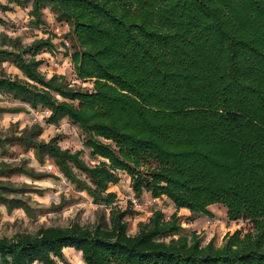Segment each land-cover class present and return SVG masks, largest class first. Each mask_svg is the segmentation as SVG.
Listing matches in <instances>:
<instances>
[{
  "label": "trees",
  "instance_id": "1",
  "mask_svg": "<svg viewBox=\"0 0 264 264\" xmlns=\"http://www.w3.org/2000/svg\"><path fill=\"white\" fill-rule=\"evenodd\" d=\"M28 6L34 27L45 25L46 8L69 26L75 47L68 57L92 91L40 71L37 56L49 39L24 46L0 34V97L47 110L50 125L66 118L98 161L87 165L58 137L40 141L38 124L0 128V156L13 147L31 151L106 207L117 199L109 187L124 173L136 198L165 197L175 211L168 219L153 212L135 235L127 233L126 218L138 215L130 204L110 207L93 227L0 238V264H59L68 248L84 264H264V0H0L1 13ZM25 111L0 107V115ZM14 175H51L0 163V205L31 215L22 197L44 191L1 181ZM211 205L223 206L229 222L248 220L250 230L227 233L219 247L184 235L179 210L213 218Z\"/></svg>",
  "mask_w": 264,
  "mask_h": 264
},
{
  "label": "rangeland",
  "instance_id": "2",
  "mask_svg": "<svg viewBox=\"0 0 264 264\" xmlns=\"http://www.w3.org/2000/svg\"><path fill=\"white\" fill-rule=\"evenodd\" d=\"M30 7L25 9L15 8L13 12L1 13L5 25H0V34L8 37L19 38L24 46L31 45L40 39H49L51 46L44 49L37 57L43 61L40 71L50 78L53 75H61L65 78L67 84L80 91H92L90 82L79 80L73 70L68 54L72 52L75 45L69 32V26L64 22H57L48 8L43 10L45 25L34 27L30 24L29 16ZM4 70L11 75H19V71L8 63L2 65ZM0 107H24L25 112L18 114L0 115V128L8 129L11 125H17L21 130L38 124L42 127L43 132L39 137L40 141L48 142L50 139L58 137V144L63 150L71 153L81 151V158L89 166L95 165L98 159L90 157V150L83 146L84 136L77 126H74L66 118L62 119L57 125L47 123L49 112L45 109L31 110L27 106L12 101L8 97H0ZM20 164L26 163L29 168H33L38 173H47L51 175L39 181H34L28 177L14 175L10 178H2L3 182H10L15 186L28 185L31 189L43 190L42 195L27 193L22 198L30 207L31 215H28L23 209H14L9 211L5 206L0 205V238H12L20 234H34L43 227H67L78 224L83 227H93L102 216L106 219L109 217L110 207L124 210L132 204L131 199H138V207H133L138 215L127 217V233L135 235L140 227L148 223L153 212L161 210L165 218L174 212L172 203L166 198L153 199L149 193L144 192L142 197L136 198L130 187V178L120 174V181L117 185L110 186L109 192L117 195L116 202L106 207L103 204H95L92 199L85 193L80 192L74 184L68 181L56 168L48 170L46 166L51 164L47 161L44 165H39L33 153L22 151L20 147H13L7 157L0 156V163ZM80 178L83 176L74 169ZM191 216V214H187ZM190 218H183L181 226L184 228V235L189 236L195 232L201 239L202 245L213 241L215 246L222 245L223 238L227 233L237 231V228L230 227V223H221L217 218L212 221L214 227L205 228L202 226H189L194 222ZM203 216V215H202ZM187 217V216H186ZM194 229V230H193ZM218 230L219 233L217 232ZM250 230V224L242 234ZM225 233V234H224ZM224 234V235H223ZM59 264H84L81 255L73 250H64V261Z\"/></svg>",
  "mask_w": 264,
  "mask_h": 264
},
{
  "label": "crops",
  "instance_id": "3",
  "mask_svg": "<svg viewBox=\"0 0 264 264\" xmlns=\"http://www.w3.org/2000/svg\"><path fill=\"white\" fill-rule=\"evenodd\" d=\"M162 198H165V197H162ZM172 206H173V204H172ZM173 208H174V206H173ZM208 211L210 213H212L213 218H209V217L202 216V215H196V216L193 217V219H191L194 223L192 225H189V226H193V227L199 226L200 227L202 225H205V228H209V227H212V226L214 227L215 224H212L211 222L215 221L217 218H220L221 219L220 222L223 223V225L224 224L228 225V223H230L229 224L230 227H234L232 222L228 221L227 214H226V209L223 206H221V205H211V206L208 207ZM187 214L190 215V212L188 210H186V209H181L178 212V215L182 216V219L183 218H190L192 216V215L188 216ZM219 231L220 230H218L217 232L219 233Z\"/></svg>",
  "mask_w": 264,
  "mask_h": 264
},
{
  "label": "built area",
  "instance_id": "4",
  "mask_svg": "<svg viewBox=\"0 0 264 264\" xmlns=\"http://www.w3.org/2000/svg\"><path fill=\"white\" fill-rule=\"evenodd\" d=\"M46 168L48 170H55L56 169V167L52 163L49 164L48 166H46ZM131 202H132L133 207H138V205H139L138 199L132 198ZM232 224L235 228H237V230L244 231L247 228V226L250 224V222L248 220L238 219V220L232 222Z\"/></svg>",
  "mask_w": 264,
  "mask_h": 264
},
{
  "label": "bare ground",
  "instance_id": "5",
  "mask_svg": "<svg viewBox=\"0 0 264 264\" xmlns=\"http://www.w3.org/2000/svg\"><path fill=\"white\" fill-rule=\"evenodd\" d=\"M68 249H70V248H68ZM66 250V249H65ZM70 250H73V249H70ZM74 251V250H73ZM76 252V251H75ZM77 253H79V252H77ZM80 254V253H79Z\"/></svg>",
  "mask_w": 264,
  "mask_h": 264
}]
</instances>
